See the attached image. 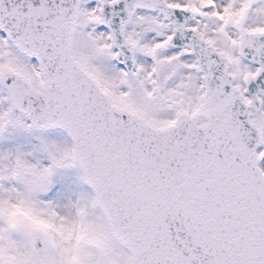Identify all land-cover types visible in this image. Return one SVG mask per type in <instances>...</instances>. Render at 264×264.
<instances>
[{"label":"snow or ice","instance_id":"obj_1","mask_svg":"<svg viewBox=\"0 0 264 264\" xmlns=\"http://www.w3.org/2000/svg\"><path fill=\"white\" fill-rule=\"evenodd\" d=\"M0 264H264V0H0Z\"/></svg>","mask_w":264,"mask_h":264}]
</instances>
